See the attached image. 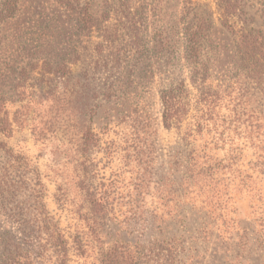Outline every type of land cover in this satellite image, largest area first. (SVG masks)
I'll return each mask as SVG.
<instances>
[{
  "label": "rangeland",
  "instance_id": "rangeland-1",
  "mask_svg": "<svg viewBox=\"0 0 264 264\" xmlns=\"http://www.w3.org/2000/svg\"><path fill=\"white\" fill-rule=\"evenodd\" d=\"M218 1L0 0V254L29 242L33 213L83 234L98 199L107 244L180 237L191 264H264V90L236 33L264 30V0L232 27ZM196 14L212 22L199 63ZM182 81L186 114L167 128L160 93Z\"/></svg>",
  "mask_w": 264,
  "mask_h": 264
},
{
  "label": "trees",
  "instance_id": "trees-1",
  "mask_svg": "<svg viewBox=\"0 0 264 264\" xmlns=\"http://www.w3.org/2000/svg\"><path fill=\"white\" fill-rule=\"evenodd\" d=\"M69 1V0H65ZM243 0H219L224 9L225 24L232 27L230 19L239 16ZM5 8H0V18ZM246 21V20H245ZM246 24H249L248 21ZM212 22L197 14L189 20L184 28L185 54L192 62L199 63L204 47L210 38ZM238 34V56L240 72L245 78L256 83L264 90V30L240 28ZM187 90L185 82L171 84L161 90L160 99L163 105V122L167 128L175 121H181L186 114ZM256 127L260 126L256 124ZM258 133L260 129L257 130ZM7 122L0 118V133L10 135ZM87 141V140H86ZM0 145H5L0 142ZM8 179L0 176V199L8 193ZM90 210L86 214L88 226L83 234L68 238L59 226L55 225L46 212L33 213L23 223L29 225V242L12 241L5 244L0 254V264H68L71 250L82 260V264H191V253L184 239L180 237L159 236L148 242H129L118 240L106 243L103 239V226L97 225L98 212L104 208L98 199L90 200ZM93 210V211H92ZM15 214H11L16 215ZM17 219H24L17 216ZM184 223V221H183ZM71 239V240H70ZM193 259V258H192Z\"/></svg>",
  "mask_w": 264,
  "mask_h": 264
}]
</instances>
